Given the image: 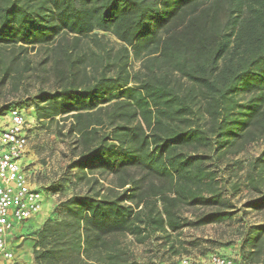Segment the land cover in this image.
<instances>
[{"label": "trees", "instance_id": "1", "mask_svg": "<svg viewBox=\"0 0 264 264\" xmlns=\"http://www.w3.org/2000/svg\"><path fill=\"white\" fill-rule=\"evenodd\" d=\"M25 103L68 141L80 190L34 264H149L130 245L151 238L176 255L184 229L239 214L227 191L264 213V148L234 159L264 142V0H0V111ZM239 222L264 264V216Z\"/></svg>", "mask_w": 264, "mask_h": 264}, {"label": "rangeland", "instance_id": "2", "mask_svg": "<svg viewBox=\"0 0 264 264\" xmlns=\"http://www.w3.org/2000/svg\"><path fill=\"white\" fill-rule=\"evenodd\" d=\"M96 32L105 37L111 44L118 45L119 42L110 33ZM129 68L131 71H137L139 62L131 60ZM17 106L25 110V115L31 127L28 141L30 181L43 192L40 213L30 222L23 224L9 239L10 245L15 250L23 246V254L25 253V256H27L28 253L32 254L33 252L36 236L43 223L47 219L58 218L64 202L79 193L80 190L74 185L73 174L75 173L76 158L70 155L68 141L62 140L55 133L53 126L42 125L36 119L35 110L30 103ZM263 148L264 142L251 144L234 159L240 161L241 165L244 166L247 160L257 156ZM238 167L235 166L234 170L238 171ZM237 174L241 176L242 171H238ZM226 195L229 197L234 209H240L239 214L231 223L184 229L179 238L183 244L181 246L176 245L175 249L178 251L176 255L167 249L163 240L156 238H151L143 245L132 244L130 250L133 258L149 264H179L182 257H192L200 260L211 254H216L233 260L235 264H247L240 252L238 233L241 224L239 219L242 218L243 221L250 223L260 222L264 213L259 216L255 213L242 215L246 211L243 205L248 200L244 189L236 195L227 191ZM18 240L22 241L19 246L16 244ZM23 264L26 263L23 262Z\"/></svg>", "mask_w": 264, "mask_h": 264}, {"label": "built area", "instance_id": "3", "mask_svg": "<svg viewBox=\"0 0 264 264\" xmlns=\"http://www.w3.org/2000/svg\"><path fill=\"white\" fill-rule=\"evenodd\" d=\"M22 107L13 106L0 114V259L16 263L10 236L40 213L42 191L30 181L28 147L30 123ZM179 264H235L231 259L211 254L204 259L182 257Z\"/></svg>", "mask_w": 264, "mask_h": 264}, {"label": "crops", "instance_id": "4", "mask_svg": "<svg viewBox=\"0 0 264 264\" xmlns=\"http://www.w3.org/2000/svg\"><path fill=\"white\" fill-rule=\"evenodd\" d=\"M30 221H28V222H30ZM28 222H26V223H28ZM21 227L22 226H20L19 228H17L14 233H16ZM21 242H22L21 240H18L16 242L17 246H19L20 244H22ZM23 251H24V247L23 246H22V248H19L18 250L16 249V263L17 264H23V262H25L26 264H34L33 259H32V254L31 253H28L27 256H25V253L23 254ZM0 264H4V262H3L2 259H1V263Z\"/></svg>", "mask_w": 264, "mask_h": 264}]
</instances>
